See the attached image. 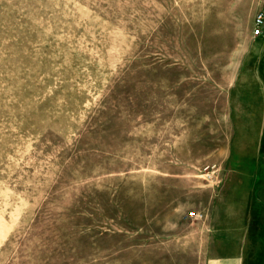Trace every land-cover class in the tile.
<instances>
[{
	"label": "rangeland",
	"instance_id": "obj_1",
	"mask_svg": "<svg viewBox=\"0 0 264 264\" xmlns=\"http://www.w3.org/2000/svg\"><path fill=\"white\" fill-rule=\"evenodd\" d=\"M261 2L0 0V264H205L264 165Z\"/></svg>",
	"mask_w": 264,
	"mask_h": 264
},
{
	"label": "crops",
	"instance_id": "obj_2",
	"mask_svg": "<svg viewBox=\"0 0 264 264\" xmlns=\"http://www.w3.org/2000/svg\"><path fill=\"white\" fill-rule=\"evenodd\" d=\"M254 39L255 55L264 56V34ZM242 169L244 181L235 184L239 185L237 191L240 193L237 194L236 187L230 190L233 199L235 196L239 200L243 199L236 204L239 224L231 229L219 221L213 225L216 240L210 246L211 254L206 258L205 264H264V165L245 164ZM238 230L241 244L228 249L225 243L226 233H236ZM252 250L255 253L254 263L250 258Z\"/></svg>",
	"mask_w": 264,
	"mask_h": 264
},
{
	"label": "built area",
	"instance_id": "obj_3",
	"mask_svg": "<svg viewBox=\"0 0 264 264\" xmlns=\"http://www.w3.org/2000/svg\"><path fill=\"white\" fill-rule=\"evenodd\" d=\"M264 34V0H262L259 9L255 12L252 20L251 35L258 37ZM191 216H198L195 212H190Z\"/></svg>",
	"mask_w": 264,
	"mask_h": 264
}]
</instances>
